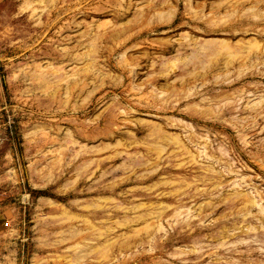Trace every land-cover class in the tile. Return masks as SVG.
Returning <instances> with one entry per match:
<instances>
[{
    "label": "rangeland",
    "instance_id": "rangeland-1",
    "mask_svg": "<svg viewBox=\"0 0 264 264\" xmlns=\"http://www.w3.org/2000/svg\"><path fill=\"white\" fill-rule=\"evenodd\" d=\"M0 264H264V0H0Z\"/></svg>",
    "mask_w": 264,
    "mask_h": 264
}]
</instances>
